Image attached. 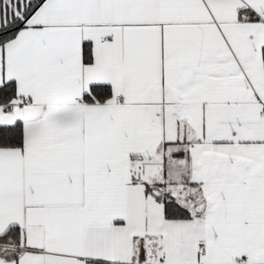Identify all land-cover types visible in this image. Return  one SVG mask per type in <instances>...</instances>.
Instances as JSON below:
<instances>
[{"label": "snow or ice", "instance_id": "snow-or-ice-1", "mask_svg": "<svg viewBox=\"0 0 264 264\" xmlns=\"http://www.w3.org/2000/svg\"><path fill=\"white\" fill-rule=\"evenodd\" d=\"M0 264H264V0H0Z\"/></svg>", "mask_w": 264, "mask_h": 264}]
</instances>
